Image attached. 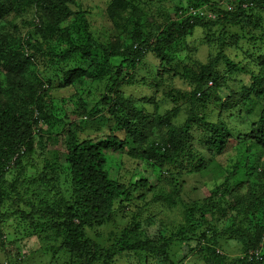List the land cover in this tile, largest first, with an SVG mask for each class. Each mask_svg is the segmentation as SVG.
Here are the masks:
<instances>
[{
	"label": "trees",
	"instance_id": "1",
	"mask_svg": "<svg viewBox=\"0 0 264 264\" xmlns=\"http://www.w3.org/2000/svg\"><path fill=\"white\" fill-rule=\"evenodd\" d=\"M136 1L112 0L106 14L116 34L101 37L89 27L88 11L80 7L78 0H0V249L10 243L5 225L27 231L25 226L29 224L50 236L54 233L51 237H59L54 240L60 243L56 251L70 253L67 263L71 258L72 264H111L114 256L123 253L150 255L163 264H175L170 250L176 240L184 247V256L195 250L208 254L206 264H264V182H255L254 178H262L248 172L251 158L262 155L253 154L264 148V62L253 68L222 54L228 45L225 34L229 28L237 27L240 32L230 35V40L244 39L258 44L262 49L257 54L259 59H264V0H178L175 7H168L165 0H148V5L155 6L150 16L142 15ZM222 2L232 5V10L227 11ZM204 6L215 14V19L187 15L188 9ZM74 16L80 17L85 25V37L79 40H74L66 28H60ZM119 21L124 30L120 31ZM215 27L222 28V32L212 33L213 45L220 47L216 59L220 58L225 66L222 74L214 64L216 59L200 65L188 57L197 50L196 46L182 48L180 44L194 29L201 28L207 33ZM37 37L59 39L65 48L58 50L44 45ZM182 51L186 54L180 58L177 53ZM148 55L158 65L152 68L154 76L142 77L140 84L145 86L149 82L156 90L155 95L162 92L163 98L173 105L186 101L187 118L181 126L168 125L171 116L158 113L154 97L134 99L125 92L126 87L136 85L137 72ZM191 58L197 64L193 72L184 64L191 62ZM82 63L88 66L85 72ZM181 67L193 73L191 79L182 75L188 77L191 90L165 91L163 87L170 84ZM225 75L235 78L247 75L249 88L240 93L227 88L223 83ZM87 77L103 82L102 88L93 94L85 90L88 100L83 102L78 87H86ZM53 80L63 83L62 87L77 90L70 113L77 119L62 125L70 136L63 152L49 150L46 144L56 123L48 96ZM209 83L213 86L209 87ZM90 98L93 107L87 111ZM139 100L147 101L154 113L149 114L144 105L139 106ZM212 104L219 111L231 113L226 117L228 120L240 112L250 115L249 132L235 135L220 116L209 122L207 107ZM255 106L258 113L253 115ZM61 117L64 121L67 114ZM80 123H89L96 131L108 126V133L79 138ZM193 128L203 135L199 144L205 152L198 151L193 144L190 134ZM161 129L164 130L161 140H152L154 131ZM230 145L237 147L240 159L230 161L228 180L217 186L212 196L213 199L218 195L217 200L209 198L200 206H185L184 225L171 236L165 237L166 230L158 229L156 236L151 237L147 228L153 225V218L143 221L134 217L118 233H111L113 242L109 245H96L89 238L93 226L109 224L120 209L152 189L147 178L128 186L115 178L110 167L113 160L144 162L156 182L167 184L170 191L166 195L158 192L152 201L172 206L175 204L172 194L179 196L180 190L177 179L180 174L174 171L185 166L188 174L199 173ZM35 158L43 160V167L38 166L50 176L43 173L36 178L34 173L31 181H25V171L36 167ZM16 168V177L10 182L8 174ZM241 170L247 171V179L232 186L231 179ZM32 182L35 188L29 186ZM230 199L234 211L244 219L238 224L229 220L219 230L215 226L202 228L209 225L208 214L210 219L217 220L220 215L225 218ZM13 219L16 224L11 222ZM193 240L197 241L194 247L188 242ZM230 240L241 245V256L228 258L223 246ZM0 264L11 263L7 258Z\"/></svg>",
	"mask_w": 264,
	"mask_h": 264
},
{
	"label": "rangeland",
	"instance_id": "2",
	"mask_svg": "<svg viewBox=\"0 0 264 264\" xmlns=\"http://www.w3.org/2000/svg\"><path fill=\"white\" fill-rule=\"evenodd\" d=\"M181 1V0H179ZM226 1V0H221ZM236 2V0H232ZM112 0H78L80 7H86L85 10L88 11L87 20L89 27L100 34L101 37H105L108 33L109 35L116 34L114 26L111 23L110 18L106 14V9L109 8L111 5ZM168 7H175L178 4V0H165ZM184 2V1H183ZM148 0H137L135 2L136 8H139L142 12V15H153L154 14V7L147 4ZM223 7L226 6V3H221ZM232 6V5H231ZM205 7V6H204ZM247 8L246 6H243ZM229 10V7H227ZM129 10H131L129 8ZM210 13L214 14L210 10ZM175 19V18H172ZM119 29L124 30L122 23L119 21L118 23ZM60 28H66L67 33L71 35L74 40H79L82 37H85V25L82 22L81 18L78 16H74L70 18L66 23L61 24ZM214 31H221L222 28L215 27L213 30L208 31L205 33L203 29L198 28L194 29L191 35L184 37L180 40V44L182 48L188 45L191 47L196 46L197 50L194 53H191L188 57H192L197 60V63L200 65H207L210 62H214V60L218 56V51L220 47H217L213 43L215 42V38L212 37V33ZM4 32L7 34L8 29L5 27ZM240 30L237 27L229 28L228 33L225 34L227 40V48L222 50V54H226L232 61L235 63H247L248 67L255 68L258 63L264 62V59H259L260 54H257L262 47L257 45H253L252 43L246 42V40L242 39L238 42L236 39L230 40L229 36L237 35ZM36 40L42 42L44 45H51L52 48H57L58 50H63L65 48V44L59 39H47L44 40L40 37H37ZM213 40L208 46L205 44V41ZM264 47V46H263ZM179 50V48H178ZM186 52L182 51L177 53V56L183 58ZM263 54V53H262ZM187 57V58H188ZM190 60L186 61V65H188V69L192 72L197 69L196 65L192 63ZM219 60L215 61L214 64L218 69V72L222 74L224 72L225 66L224 63ZM158 63L152 57V55H148L144 60L143 66L137 72V78H135V86H130L125 88L126 94H130L134 99H141L144 97H154L155 101L158 105V113L162 116L169 117L171 119L168 123L169 126H181L184 124L187 118V106L186 101H177L175 105L169 100H165L162 96V92H159L157 95L154 94L155 88L149 86L150 83L141 85L140 80L142 77H149L152 78L154 76V71L152 68L157 67ZM81 69L85 72L88 69L86 63H82ZM195 67V68H193ZM53 73L52 71H50ZM177 76H175L170 84L165 85L163 88L165 91H172V92H188L191 90V85L188 81V77H182V75H188L189 79H191L193 73H188L183 67L177 69ZM41 75H39L40 77ZM55 76V75H54ZM33 80V78H30ZM60 79V76L58 77ZM49 87V99L50 104L53 107V116L56 120V123L53 125L52 129L50 130L51 134L49 137V142L46 144L49 146V150H56L57 152H63L66 142L69 139V135L67 134V130L63 131L62 125L68 123L70 121H74L77 118L71 115V111L73 110L72 102H76L74 99L75 92L77 90L73 87H62L63 83L59 81H55ZM102 82L93 81L91 77L85 78V88L79 86L78 89L82 90L80 98L83 102H87L88 96L85 94V90H91L93 94L94 90H100L102 88ZM223 83L225 86L237 93H240L241 90L245 88H249V81L247 75H242L239 78L235 77H228L227 75L224 76ZM209 87L213 85L211 83L208 84ZM100 88V89H99ZM66 101V102H65ZM140 101V100H139ZM65 102L64 106L62 105ZM139 106H145L146 111L149 114L154 113V109L150 106L147 101H140L138 103ZM90 111L91 107H93V98L89 99V104H87ZM60 110L56 112L59 108ZM65 109V111L62 110ZM215 105H208L207 107V116L208 121L213 122L216 121L218 116L223 118L225 121L228 122V126L232 129L235 135H244L247 134L250 130L249 124L252 120L251 116L248 114H235L232 116L231 119H227V115L231 113H224L223 111L217 110ZM178 110V112L176 111ZM243 110V109H242ZM252 114L258 113V106L252 108ZM63 114H67V117L64 121H61V116ZM39 126H41L39 124ZM107 126V125H106ZM78 130L81 129L82 133L79 135V138H86L88 136L95 137L101 136L102 134L105 135L108 133L107 127L103 126L101 131H96L93 128V125H83L82 123L78 124ZM60 128V129H58ZM43 129L46 130V127L43 126ZM164 132L163 129L154 131V134L151 136L152 140H161L162 133ZM196 133V134H195ZM190 134H193V144L195 145L198 151L205 152V149L199 144L203 135H201L197 130L194 128L190 131ZM36 140V138H35ZM37 141V140H36ZM63 142V143H62ZM259 153H254L253 156H258L260 154V158L252 157L250 161V168L251 171H248L250 174L252 173L253 176H259L262 179L254 178L255 182H264V148L259 149ZM240 154L237 151V147L235 145H230L227 151L221 156L215 158L213 161L207 163L206 169L200 171L196 174H188L187 167L178 169L174 171L175 173L178 172L180 175L177 178L180 182L179 185V196L172 194V200L175 202L174 205L168 206L167 202H159L155 203L152 201V198L156 196L158 192H162L163 194L170 193L169 187L165 183H157L154 176L151 173V170L148 169L147 165L144 162H140L139 160L134 159H127V160H120L115 159L111 162V172L115 176V178H120L119 180L122 181L125 185H130L135 181L141 178H147L149 180V184L152 186V189L146 193L144 197L141 199L133 200L126 208L120 209L117 214H115L110 220H112L109 224L104 223L101 226H93L92 229L89 231V238L94 241V244L103 246L109 245L113 241L111 240L112 236L111 233H118L119 228L124 226L127 222H130L134 217L135 219L139 220H146L149 217H152L154 220L153 225H150L147 228V234L151 237L156 236V231L158 229H165V237L171 236L174 234L180 225H184V211L186 208L185 206H189L192 208L194 205H201L206 199L211 198L215 193V188L220 186L221 184L225 183L228 178L229 174L227 173V169L231 164V160L237 158L240 159ZM47 159V157H44ZM36 167H30V171H25V181H31L33 179L34 173H36V178L45 173L41 170L40 167H43V160H39L37 158L34 159ZM240 162V161H239ZM40 167H39V166ZM60 167L63 165V161L60 159L59 164ZM118 167V168H117ZM121 168V169H119ZM29 169V168H28ZM18 169H12L11 172L8 174L9 181H13L16 177L14 173H17ZM247 171L241 170L239 175L233 177L231 179V185L237 184L239 181L246 180ZM48 175V173H45ZM50 176V175H48ZM250 178V177H248ZM252 181V182H254ZM182 182V183H181ZM35 188L34 182L31 185ZM155 186V187H154ZM64 189V188H63ZM218 195L213 198L212 200H217ZM226 198V197H225ZM227 199V198H226ZM227 206H229V210H227L224 216H217V220L223 219L222 221H217L215 218L210 219V215L206 216L207 223L209 225L204 226L202 228H207L208 226H215L217 229H221V227L227 223L229 220L231 222H235L236 224L239 223V220L244 219L239 214L236 213L233 209V200H228ZM250 220V217H247ZM109 220V221H110ZM216 220V221H215ZM238 221V222H236ZM13 224H16L17 221L15 219L11 220ZM77 222V221H74ZM10 224V222H9ZM8 229L6 231L10 235V243L5 245L3 248L0 249V263L4 262L7 258L11 264H72L71 258L67 263L68 256L70 253L64 254L61 252L56 251L58 247H60L59 242H54L55 239L59 237L50 236L49 233H44L39 230H36L29 224L26 225V230L23 231L21 228L15 229L13 226L5 225ZM24 228V226H21ZM247 229V228H246ZM5 231V230H4ZM5 231V232H6ZM28 232V234L26 233ZM96 234H99V237H96ZM200 234V233H198ZM251 234V232H250ZM116 240V239H115ZM59 241V240H58ZM173 247L170 250V258L174 261L175 264H206V259L209 258L208 254L205 252L199 253V251L195 250L192 252H188L186 256L183 253V246L180 244L179 240H176ZM193 247L197 245V241H188ZM65 245L62 243V247L64 248ZM225 253L227 254L228 258H235L241 256V245L234 240H230L223 246ZM111 264H163L159 260L155 259L154 257L147 255H140L137 253H123L114 256L111 260ZM169 264V263H167Z\"/></svg>",
	"mask_w": 264,
	"mask_h": 264
},
{
	"label": "clouds",
	"instance_id": "3",
	"mask_svg": "<svg viewBox=\"0 0 264 264\" xmlns=\"http://www.w3.org/2000/svg\"><path fill=\"white\" fill-rule=\"evenodd\" d=\"M227 7H229V11L232 10L231 6L226 5L224 8L227 9ZM228 11V9H227ZM187 15H191V16H198L200 18H207V19H215L216 16L215 14H212L208 11V7H203V8H197V9H188L187 11Z\"/></svg>",
	"mask_w": 264,
	"mask_h": 264
}]
</instances>
